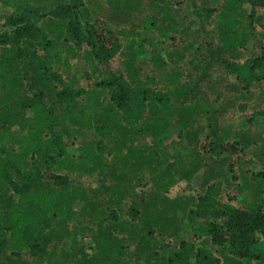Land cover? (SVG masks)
I'll return each mask as SVG.
<instances>
[{"label": "trees", "instance_id": "obj_1", "mask_svg": "<svg viewBox=\"0 0 264 264\" xmlns=\"http://www.w3.org/2000/svg\"><path fill=\"white\" fill-rule=\"evenodd\" d=\"M225 1L217 18L194 0L158 8L162 29L150 41L167 46V57L154 58L170 67L166 84L139 71L145 40L110 34L84 0L50 9L45 0L2 1L0 12L10 14L0 16V264H264L263 202L225 203L220 182L196 200L176 192L200 174V154L224 166L237 150L227 136L195 129L194 88L177 64L197 43L172 49L170 33L187 25H175L169 9L188 2L244 49L264 19V0ZM222 66L239 81L263 78L264 48L246 73L226 59ZM172 137L192 147L188 155L170 157L164 145ZM251 172L264 180V166Z\"/></svg>", "mask_w": 264, "mask_h": 264}, {"label": "rangeland", "instance_id": "obj_2", "mask_svg": "<svg viewBox=\"0 0 264 264\" xmlns=\"http://www.w3.org/2000/svg\"><path fill=\"white\" fill-rule=\"evenodd\" d=\"M2 1L0 0V5ZM62 1L45 0L43 6L50 9ZM150 1L152 2L149 3ZM163 1L157 3L156 0H120L115 4V0H84L87 11L91 15L99 16L106 21L110 34L126 40L139 37L145 40V48L148 54L139 56V71L142 75L155 77L160 83L166 84L163 74L168 72L170 67L163 69V67L154 66V61L160 60V58H154L158 54L167 57V46L165 43L150 41L153 37L158 36L160 29H162L157 14L159 12L158 8H164L165 6ZM194 1H196L195 4L198 9L213 10L212 14L215 18H217L216 11L220 12L226 2L225 0ZM187 3L185 2L181 8H175L176 12L170 6L169 14L175 17V25H187V31L183 32L182 35L178 36L175 32L170 33V37H175L170 46L172 49L182 52L185 44L187 45L190 41L191 43H197L196 49L184 52L183 60L177 64V67H180L184 74L182 81L189 87L194 88V90L192 89L194 93L192 92L193 101L191 103L196 107L193 118L195 129L198 128V132H205L209 139L215 136H227L228 141H231L232 147L237 152L232 153L229 150V155L226 156L228 164L224 166L218 163L216 157H214V160L210 155L200 156V154L199 157L202 160L200 174L189 185L181 187L178 184L176 192L181 195L184 194L185 197L191 196L196 200L197 197L206 193L211 184L220 182L222 184L221 200L225 203L233 202L244 207L248 202V205H250L252 203L260 204L259 201H261L264 205V193L260 197L258 190L260 187L264 188L263 178L256 175V178L252 179L251 174H247V170H251V173H258L262 171L264 166V77L261 78V75L257 74L258 79L254 78L252 81H248L246 78H242L239 81L222 66V61L226 59L230 63L241 65L244 68V73H246L247 68L244 66L247 60H256L264 48V19L260 20L259 18V21L255 24L256 30L252 32L253 41L250 37L245 48L240 49V46L233 45L232 40L228 39L227 43L225 34L227 33L229 36L227 29L218 28L216 23L211 25L205 16L199 14L200 10L196 14H192ZM8 14H10L9 9H2L0 12L2 17ZM235 16L238 17V15ZM1 23H3V18L0 19ZM244 23L245 26L249 24L248 21ZM180 36H183V38L180 39ZM184 37L190 39L183 42ZM206 41H215L219 45L213 49L209 47L210 45ZM171 59H174V57ZM118 63L121 67V62L118 61ZM199 101H202L201 104ZM200 105H202L201 110H198L197 107ZM175 121L172 122L173 126L170 128L174 135L180 129L177 120ZM17 132L20 134L21 130ZM149 141L151 142V140ZM191 148L184 139L177 137L168 139L164 145V149L172 158L188 155L187 149L191 150ZM245 161H250L248 166L244 164ZM229 164L233 167L232 172L238 179L233 180ZM220 166H223V168ZM242 171H244L245 176H243ZM239 183L242 187L249 186L250 189L240 191L237 187ZM257 194L258 196L255 197ZM230 199H232V202ZM84 204H78L75 210L80 211ZM84 221L85 219L80 217V222L84 224ZM204 241L205 238L200 237L195 239L194 243L197 247H202ZM248 264L253 263L249 261Z\"/></svg>", "mask_w": 264, "mask_h": 264}]
</instances>
